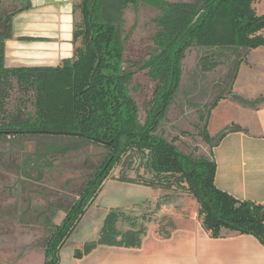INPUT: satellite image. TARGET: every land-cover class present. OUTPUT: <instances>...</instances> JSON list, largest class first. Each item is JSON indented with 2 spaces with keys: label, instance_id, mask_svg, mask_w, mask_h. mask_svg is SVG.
I'll list each match as a JSON object with an SVG mask.
<instances>
[{
  "label": "trees",
  "instance_id": "16d2710c",
  "mask_svg": "<svg viewBox=\"0 0 264 264\" xmlns=\"http://www.w3.org/2000/svg\"><path fill=\"white\" fill-rule=\"evenodd\" d=\"M118 1L134 5L139 2ZM106 2L83 1V30L75 34L76 41L83 38V47L76 49L74 58L57 67L8 69L0 62V137L7 135L37 142V151L32 154L37 163L53 152L79 150L83 144L99 145L111 151L100 172L67 211L63 222L55 227L47 244L45 264L59 263L61 248L97 198L104 181L123 157L133 152L147 158L149 171L156 178L190 186L201 207L203 227L214 238L228 230L253 235L264 244V204L241 201L220 190L216 186L214 160L197 153L187 154L158 132L159 122L161 125L179 93L182 62L188 50L194 47L212 50L211 56L201 59L204 68L209 70L213 64L209 57L223 61L230 52L242 61L250 51L264 46V15L258 14L255 0H184L176 3L153 0L163 12L158 20L160 32L156 38L160 52L143 69H149L151 77L159 81L160 86L156 106L145 124L140 120L139 108L129 90L135 73L123 66V11L115 2L105 5ZM10 78L16 79L22 89L35 92V113L27 118L18 116L9 121L3 115L2 86ZM256 103L246 104L253 106ZM47 131H66L71 135L45 134ZM238 131H242L238 126L229 127L215 139L207 132L203 134L205 141L215 146L228 133ZM48 138L60 139L66 144L58 146L39 141ZM114 155L109 168L100 176ZM145 185L167 188L164 183L155 181ZM118 218L116 213L108 216L101 243L110 242ZM91 249L92 246L87 247L85 253Z\"/></svg>",
  "mask_w": 264,
  "mask_h": 264
},
{
  "label": "crops",
  "instance_id": "0c3cea01",
  "mask_svg": "<svg viewBox=\"0 0 264 264\" xmlns=\"http://www.w3.org/2000/svg\"><path fill=\"white\" fill-rule=\"evenodd\" d=\"M79 1L0 0V62L5 68L57 67L74 58ZM259 53L258 61H249ZM231 83L214 103L207 130L212 139L232 126L242 131L228 133L207 149V155L216 163L220 190L241 201L264 204V48L250 51L239 62ZM234 96L257 103L251 106ZM159 198L158 188L122 180L105 182L61 248L58 264H264V244L258 238L228 230L214 238L198 218L177 219L165 234H158L154 226L117 231L119 212L157 203ZM9 200L0 204V264H45L46 251L37 258V227L22 221L18 200ZM112 213L119 215L115 233L111 243H101ZM78 252L83 255L77 256Z\"/></svg>",
  "mask_w": 264,
  "mask_h": 264
},
{
  "label": "rangeland",
  "instance_id": "374dc122",
  "mask_svg": "<svg viewBox=\"0 0 264 264\" xmlns=\"http://www.w3.org/2000/svg\"><path fill=\"white\" fill-rule=\"evenodd\" d=\"M83 1L80 0L78 6V32L83 30ZM106 1L105 5L115 2L118 9L123 11V66L135 73L129 83V90L139 108L140 120L145 124L156 106L160 83L143 66L160 52L156 38L160 32L158 20L163 12L160 6L153 4V0H139L136 5L123 4L117 0ZM164 1L176 3L184 0ZM254 7L259 15H264V0H255ZM82 43L83 38H78V48L83 47ZM211 54L212 50L200 47L187 51L182 62L179 93L161 120V125L159 122V134L175 142L187 154L208 156L207 149L213 147L205 141L203 134L208 133V116L218 97L230 90L240 62L239 57L229 52L223 61L209 57V62L213 64L207 70L201 59ZM244 54L243 52L242 55ZM258 57L260 58V53L251 56L249 61H258ZM245 58L247 56L243 59ZM2 90L3 115L6 120L10 121L18 116L27 118L35 113L34 90L22 89L14 78L5 80ZM39 141L49 145L66 144L60 139ZM37 148L35 141H23L7 135L0 137V204L9 202L11 197L19 201L22 221L37 227V258L40 259L55 227L63 222L67 211L100 172L111 151L103 146L83 144L79 150L53 152L37 163V158L32 156ZM121 179L132 180L139 185L151 181L161 182L167 188H158L160 198L156 200L157 203L147 202L125 210L124 213L119 212L121 217L116 223L117 231L125 233L133 228L139 230L143 227L148 230L150 226H154L158 234H165L172 230L177 219L198 218L203 221L200 204L190 186L187 183L180 185L175 181L171 184L168 179L156 178L150 173L147 158L144 159L143 155L133 152L124 156L104 183Z\"/></svg>",
  "mask_w": 264,
  "mask_h": 264
},
{
  "label": "water",
  "instance_id": "95a60500",
  "mask_svg": "<svg viewBox=\"0 0 264 264\" xmlns=\"http://www.w3.org/2000/svg\"><path fill=\"white\" fill-rule=\"evenodd\" d=\"M234 98H235L236 100L241 101V102L248 103L247 101L243 100V99L240 98V97H236V96H234ZM44 133H45V134H55V135H71L70 132H66V131H58V132H49V131H47V132H44ZM114 158H115V155L112 156V158H111V159L109 160V162L106 164V166H105L103 172L100 174V176H102V175L104 174V172L109 168V166H110V164L112 163V161L114 160Z\"/></svg>",
  "mask_w": 264,
  "mask_h": 264
}]
</instances>
